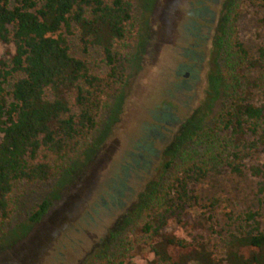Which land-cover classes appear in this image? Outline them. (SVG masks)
<instances>
[{
  "label": "trees",
  "instance_id": "16d2710c",
  "mask_svg": "<svg viewBox=\"0 0 264 264\" xmlns=\"http://www.w3.org/2000/svg\"><path fill=\"white\" fill-rule=\"evenodd\" d=\"M245 4L264 7V0H241L235 8ZM236 17H223L215 35L216 71L209 77V89H222L228 104L175 139L162 175L125 221L126 233L111 237V252L100 264H132L137 251L152 257L147 264H264L258 209H249L215 252L205 242L165 233L198 208L194 188L211 175L247 172L259 179L254 198L264 209L263 169L247 166L264 149V45L255 54L247 51ZM136 32L130 0H0V42L14 48L9 63L0 60V230L12 214L17 185L46 183L69 171L89 146L103 104L120 97L127 84ZM72 35L82 50H100L103 76L71 55ZM48 210L41 202L29 222Z\"/></svg>",
  "mask_w": 264,
  "mask_h": 264
},
{
  "label": "rangeland",
  "instance_id": "374dc122",
  "mask_svg": "<svg viewBox=\"0 0 264 264\" xmlns=\"http://www.w3.org/2000/svg\"><path fill=\"white\" fill-rule=\"evenodd\" d=\"M130 1L137 32L123 93L103 104L93 140L69 171L46 183L14 188L12 214L0 230V264H100L111 252V237L126 233L125 221L133 219V209L162 175L175 139L192 124L209 123L228 104L222 89H209L223 17L237 14L236 31L247 51L255 54L264 45V7L235 8L241 0ZM67 38L71 55L103 76L100 50L84 51L76 35ZM12 47L0 42V60L10 62ZM250 165L264 172V149ZM258 180L247 172L211 175L194 188L198 208L165 233L205 242L215 252L249 209L259 210L264 231V209L254 198ZM43 201L49 203L48 212L39 222H29ZM151 258L137 251L132 264Z\"/></svg>",
  "mask_w": 264,
  "mask_h": 264
}]
</instances>
